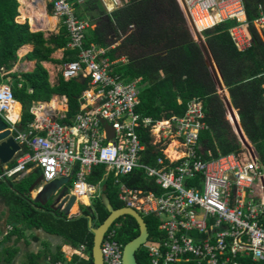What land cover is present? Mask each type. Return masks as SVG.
<instances>
[{
  "label": "built area",
  "instance_id": "obj_1",
  "mask_svg": "<svg viewBox=\"0 0 264 264\" xmlns=\"http://www.w3.org/2000/svg\"><path fill=\"white\" fill-rule=\"evenodd\" d=\"M53 14L67 30L69 47L79 51L74 61L61 69L66 80L85 78L80 113L71 123L46 111L43 103L31 108L35 119L27 130L14 117L16 98L8 83L0 84V116L10 136L20 146L10 164L2 168L0 181L24 177L38 170L42 183L71 176L67 193L76 203L91 205L100 197L105 180L113 175L119 184V199L143 218L159 220V238H149L145 249L151 264H264V165L243 145L240 153L204 158L200 135L207 130L203 101L192 99L183 116L156 121L137 112L141 89L115 74L105 51L85 45L89 22L81 20L70 0H49ZM194 40L223 23L239 51L254 46V31L264 36V5L248 19L245 0H178ZM116 7L120 2H114ZM3 70V69H2ZM67 102V99H66ZM39 111L42 114H39ZM61 118H66L61 115ZM106 124L114 130L110 137ZM151 135L158 156L154 165L143 163L146 145L138 129ZM174 155L168 152L171 144ZM105 166L98 184L88 182L93 167ZM142 169L162 190L133 189L121 177ZM88 199L84 203L83 198ZM120 224L113 225L101 245L104 264H123L124 244L117 238ZM65 258L50 264L88 261L87 245L63 251Z\"/></svg>",
  "mask_w": 264,
  "mask_h": 264
},
{
  "label": "trees",
  "instance_id": "obj_2",
  "mask_svg": "<svg viewBox=\"0 0 264 264\" xmlns=\"http://www.w3.org/2000/svg\"><path fill=\"white\" fill-rule=\"evenodd\" d=\"M259 4L264 5V0H245L249 20L252 21L256 17ZM18 8V0H0V82L1 69L12 70L19 59L18 51L24 45H34L33 52L27 56L29 60L37 61L34 71L21 75L9 74L16 81L14 95L23 108L21 126L24 127L34 121V115L31 113L34 101H48L54 94L67 96L68 115L75 117L80 110L81 95L87 89L88 82L81 84L78 79L65 81L61 76L57 84L52 86L49 73L41 64L43 61H50L56 50L67 48L69 39L66 29L58 35L52 34L49 37H45L43 32H31L28 24L16 22ZM20 10L22 11V6ZM86 10L94 13V17H98L100 22L87 37V44L107 46L119 42L120 45L110 50L109 59L127 56L129 61L127 64L115 66L114 72L120 74L126 82L141 78V84L148 83L140 93L138 113L156 121L169 119L174 115L183 116L189 102L194 98H201L204 101L208 125L207 130L200 135L203 148L211 150L215 157L241 150V143L226 118L224 103L219 97L204 53L189 31L176 0H128L123 7L112 13L105 10L100 0H86ZM21 14L18 21L24 22L28 17ZM231 25L233 22L223 23L207 30L204 35L232 102L238 110L243 129L264 163V36L261 38L259 33L254 31V46L239 51L228 32ZM74 56L75 52L66 51L61 63L73 60ZM20 82H29L32 93L24 88H18ZM138 133L147 146L142 161L154 165L162 153L150 145L151 135L148 131L140 128ZM104 174V165L95 166L88 177V182L98 184ZM32 182L25 179L13 186L19 194L25 195L29 192ZM120 182L133 189L162 193L153 179L145 178L142 169L121 177ZM104 184L107 186L112 206L115 209L125 207L126 204L119 199V184L116 183V178L110 175ZM13 201L15 205L12 208V217L16 218V221H20L21 216H24L28 228H44L49 233L62 237L66 244L74 247L87 242L90 259L85 261L75 257L74 263L94 264L92 256L94 235L88 224L90 215L88 207L82 206L83 216L68 220L61 214L51 213L49 206L44 212L38 209L40 205L21 197ZM92 207L95 211L93 227H98L109 216V212L100 197L93 201ZM77 211L76 205L71 213ZM144 219L151 238L160 236L159 221L152 216ZM116 224H120L117 238L123 244L133 240L140 233L139 226L132 216L119 218L113 227ZM61 258L63 254L60 250L52 257L54 261ZM136 258L138 264H151L144 248L139 249Z\"/></svg>",
  "mask_w": 264,
  "mask_h": 264
},
{
  "label": "crops",
  "instance_id": "obj_3",
  "mask_svg": "<svg viewBox=\"0 0 264 264\" xmlns=\"http://www.w3.org/2000/svg\"><path fill=\"white\" fill-rule=\"evenodd\" d=\"M27 1H29L30 3L32 2L31 3L32 6H37V4H38V6H40L41 8L44 9V11H45V13L47 15H49L50 17H54L57 20L56 25L54 27L50 28L49 30H43V29L39 30V29H36V28L31 26L30 18H27L24 22L18 21V17L20 15H22L21 13H23L20 10V7L22 6L20 0H18V3H19L18 13H19V15L16 18V22L17 23L28 24L29 27H30L31 32H43V33H45V37H49L52 34L58 35L60 32H62V31H64L66 29L65 26L63 25V23L61 22V20L54 16L53 7H52V4L50 3L49 0H42V1L41 0H27ZM100 1L102 2L105 10L108 13H112L113 11L123 7L128 2V0H118L120 2V6L116 7L114 10L110 11V10H108V8L106 6V0H100ZM176 1H177L178 5H179L178 0H176ZM70 2H71L72 5H74L77 16L81 20H85V21L89 22L90 27L86 31L85 45H87V47H89L90 45H94L97 48L103 49L105 51V58H107L112 63L113 69H114L115 66H117L119 64H127L128 61H129V58L127 56H119L118 58H115L114 60H110L109 59V55L108 54H109L110 50L115 48L116 46L120 45L119 42L114 43V44H108L107 46H101V45L96 44V43H90L89 45L87 44V41H88L87 37L90 35L91 31L94 30L100 24V22L98 20V17H94V13L89 12V11L86 10V0H79V1L70 0ZM179 7H180V5H179ZM180 9H181V7H180ZM181 12H182V14L184 16V13H183L182 9H181ZM23 14L28 17V15L26 13H23ZM39 22L40 21H38V23ZM186 24L188 26L187 21H186ZM131 28H132V26H131ZM188 29H189V26H188ZM189 31H190V29H189ZM66 32H67V30H66ZM259 35H260L261 38H263L260 33H259ZM67 38H68V35H67ZM33 50H34V45L27 44V45H24L18 51V58L19 59H18L17 63L15 64V66L13 67V69L10 70V71H6L4 68H2L3 70L1 69L2 80H1L0 84H2V83H8L10 85L12 84L13 87L12 86L11 87L14 88L16 81L11 76H9V74L18 73L19 75H21L22 73H28V72L34 71V69L36 68L37 61L36 60H29L27 58V56L30 53H32ZM66 51L75 52L74 59L73 60H69L67 62L74 61V60L77 59L79 51L69 47V42H68L67 48H62V49L56 50L52 54L50 61L41 62L43 67L49 73V81H50V84L52 86L56 85L58 80H59V78L62 76L61 75V69L67 62L61 63V61L64 59ZM114 71H115V69H114ZM162 76H163V74H162ZM19 77L21 78V76H19ZM82 78L83 77H80V78H77V79H82ZM222 80H223V78H222ZM87 82L88 81L86 80L85 83H87ZM130 82H138L141 91H142V89H144L145 87L148 86L147 82H145L144 84H141L142 83L141 82V78L135 79V80L130 81ZM223 85L225 87V91H220L217 88V92L219 94V97L223 101L225 108H228L225 98L227 97L229 99L231 107H232L233 111H235V113H237L238 122L240 123L241 119H240L238 110L235 108V106H234V104L232 102L231 95L229 93L228 88L225 86L224 81H223ZM88 86H89V82H88ZM17 87L20 88V89L24 88V89L27 90V92L32 93V87L30 86L29 82H25V83L20 82L17 85ZM85 91H86V89L83 91V93L81 95L80 107H81L82 102L84 101L83 94H84ZM66 99H67V102H66ZM40 103H43L45 105V107H46V111L49 112L50 114L54 115L56 118L60 119L62 123H66L67 121L71 123L76 118V116L80 113V110H79V112L76 114L75 117H73V118L69 117V115H68V112H69V99L67 98L66 95L54 94L52 96V98L50 100H48V101H34L32 103V107L37 106ZM16 104L20 105V107H19L20 111H18V113H17V110L15 108V114L20 119L19 126H20L21 129L27 130L29 125H30V123H28L24 127L21 126L22 115H23L22 104L20 102H18L17 100H16ZM203 104H204V101H203ZM204 109H205V106H204ZM39 114L41 115L42 112L39 111ZM205 114H206V112H205ZM230 114H231L230 110H228V113H226V118L229 120V122H230V124H231V126L233 128V131L236 134V131H235V129L233 127V124H232L233 121L229 117ZM61 115H65L66 118L62 119ZM34 119H35V115H34ZM205 120H206V117H205ZM242 131H243V134H244V129H242ZM244 136L247 139V142H248L249 146H246L242 141H240L238 139L239 142L241 143V150H239V151H242L244 149L243 145H245L246 148H248V150L250 152H251V150L253 151L254 156L258 157L261 160L259 152L257 151V149L254 146V144L249 140V138L246 135H244ZM174 145H175V143L171 144V148H170L171 150L170 149L168 150V152L171 153V155L175 154L173 152V150H172ZM200 145H201V150H202V152L204 154L203 155L204 158H209L210 154L213 155V152L211 150H206L205 148H203V145L201 143H200ZM249 147L251 148V150L249 149ZM239 151L238 152H232V153H240ZM251 154H252V152H251ZM219 155H221V154H219ZM261 162H262V160H261ZM10 163H8V164H10ZM262 164L264 165L263 162H262ZM0 165L2 166L0 168L1 172H2V168L6 164H2L0 162ZM35 175H37V179L40 178L41 177L40 171H38L36 169L30 170L29 172H27L25 174L24 177H21V178H18V179H6V180L0 181V264H50V261H51V259L53 257V254L57 253L58 250H60V252L63 254V258H65L64 257L65 254L63 253V251H66L67 253H69V252H71V248H76L77 249V248L80 247V246L79 247H74V246H72L70 244H66L62 237L57 236L55 234H51L44 228H41V227H39V228H37V227L28 228L24 216H21L20 221H16V218L12 217L13 216L12 208L15 205L13 203L14 202L13 200L18 198V197H21L22 199L28 200V201L32 202L33 204L37 205L34 202V198L36 197L38 191L41 190L42 186L44 184H46V183H42L44 181H42L40 183V185H38V188L35 191H30V188H29V192L27 194H25V195L19 194L14 189V186H13L14 184L20 183V182H22L25 179L26 180L27 179L32 180ZM36 180H34L31 183V186ZM73 182H74V179H71L70 183L68 184V188L72 187L71 184L73 185ZM104 186H105V184H104ZM60 191H61V189H59L57 191L56 196H58ZM102 192H103V187H102ZM102 192H101V194H102ZM56 196H55V198H56ZM100 198H101V195H100ZM51 203H52V201L49 202L46 206H41L40 204H38V205H40V207H38V209H41L42 211L45 212V210H47L46 207L49 206V208H50ZM75 204L78 206V211H77V213H74V214H78V213L82 212V206L83 205L78 204V203H75ZM86 207L92 208L94 210V208L92 207V204L91 205H87ZM73 209H72V211H73ZM50 210H51V213H54V214L56 213V214L63 215L61 212H54L51 208H50ZM19 212L17 211V213H19ZM94 214H95V211H94ZM63 217H65V216L63 215ZM152 217H154V216H152ZM65 218H67L68 220H72L69 217H65ZM73 219H76V218H73ZM88 224H89V221H88ZM158 228H159V226H158ZM90 230H91V228H90ZM149 238H151L150 235H149L148 239ZM156 238H159V236L156 237ZM156 238H154V239H156ZM82 244H86L87 245V242H84ZM144 245L141 248L145 249ZM79 260H82V259H79ZM150 261H151V259H150ZM185 264H197V263H192L191 262V263H185ZM202 264H206V263H202Z\"/></svg>",
  "mask_w": 264,
  "mask_h": 264
},
{
  "label": "water",
  "instance_id": "obj_4",
  "mask_svg": "<svg viewBox=\"0 0 264 264\" xmlns=\"http://www.w3.org/2000/svg\"><path fill=\"white\" fill-rule=\"evenodd\" d=\"M196 35L199 40V45L204 53V56L208 62L210 72L214 77V80L217 84V87L220 91H225V87L223 85L222 76L220 74L219 68L216 66L212 54L205 44L202 37L196 32ZM80 83L84 84L86 80L84 78L78 79ZM227 107L234 113L229 99L225 98ZM232 122V121H231ZM235 131L241 138V141L246 145H248L247 139L245 138L240 123L236 120L232 122ZM106 129L110 134V137L114 136L113 128L106 124ZM8 125L4 121V119L0 116V162L2 164L10 163L15 155L16 152L20 150V146L14 140L13 137L10 136V130L7 128ZM251 150V148L249 147ZM252 155H254L253 151L251 150ZM75 170L71 172V176L74 175ZM71 176L62 177L60 179H56L49 183H46L42 186L41 190L38 191L36 197L34 198V202L36 204H40L41 206H46L49 202L52 201L50 208L54 212H61L65 217H69L70 219L78 218L83 216V213L80 212L78 214H71V209L76 203V197L70 196L67 193L69 192L68 184L71 181ZM42 182V176L38 178L30 187V191H35L38 188V185ZM61 189L58 196H56L57 191ZM56 196V198H55ZM55 198V199H54ZM101 200L107 211L109 212V216L104 220L102 224L98 227H93V215L94 210L92 208H88L90 215L88 216L89 219V227L94 235L93 237V249H92V256L94 264H104L101 245L104 240L105 234L109 230V228L121 217L123 216H132L138 226L140 233L139 235L134 238L133 240L129 241L124 246L123 251V264H138L136 253L139 249L147 242L148 237L150 235L148 226L146 224L145 219L133 208L125 206L123 208L115 209L110 201V198L107 193V186H103V192L101 194Z\"/></svg>",
  "mask_w": 264,
  "mask_h": 264
},
{
  "label": "bare ground",
  "instance_id": "obj_5",
  "mask_svg": "<svg viewBox=\"0 0 264 264\" xmlns=\"http://www.w3.org/2000/svg\"><path fill=\"white\" fill-rule=\"evenodd\" d=\"M42 1V0H41ZM116 1V0H115ZM21 4H22V12L26 13L28 15V18H30V24L32 27L39 29V30H49L50 28L54 27L56 25L57 20L54 17H50L49 15H47L44 11L43 8H41L40 6H32L31 3L27 0H20ZM44 2V1H43ZM38 21H40L38 23ZM16 107H14V117H17V115L15 114V108L18 111H20V105L16 104ZM231 118H233V121L236 120L238 121V117L237 114L231 111ZM84 200H87V202H85ZM84 203H88V199L86 197L83 198ZM76 206V204H74V206L72 207V209ZM71 209V211H72Z\"/></svg>",
  "mask_w": 264,
  "mask_h": 264
},
{
  "label": "rangeland",
  "instance_id": "obj_6",
  "mask_svg": "<svg viewBox=\"0 0 264 264\" xmlns=\"http://www.w3.org/2000/svg\"><path fill=\"white\" fill-rule=\"evenodd\" d=\"M114 2H115V0H106V6H107V8H108V10H110V11H112V10H114L115 8H116V6L114 5ZM52 30V29H51ZM204 42H205V44L207 45V41H206V37H205V35H204ZM208 47V46H207ZM213 57V56H212ZM206 59V58H205ZM215 62V61H214ZM206 63H207V65H208V62H207V60H206ZM215 64H216V62H215ZM216 66H217V64H216ZM208 67H209V65H208ZM218 67V66H217ZM210 69V68H209ZM213 77V76H212ZM213 79H214V77H213ZM215 81V80H214ZM215 84H216V82H215ZM11 86L13 87V85L11 84ZM216 87H217V84H216ZM218 88V87H217ZM226 109V113H228V108H225ZM237 114V113H236ZM229 117H230V119L233 121V118H231V114L229 115ZM238 117V116H237ZM234 122V121H233ZM240 126L242 127V129H243V126H242V123L240 122ZM236 135H237V138L241 141V138H240V136L238 135V133L236 132ZM244 135H246V133H245V131H244ZM247 136V135H246ZM171 150V149H170ZM0 173H1V171H0ZM37 179V175H35L34 176V178L32 179V181H34V180H36ZM71 186H72V184H71ZM53 201V200H52ZM85 202H87V200H84ZM247 264H254V263H247Z\"/></svg>",
  "mask_w": 264,
  "mask_h": 264
}]
</instances>
